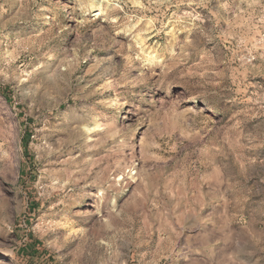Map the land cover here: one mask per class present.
I'll use <instances>...</instances> for the list:
<instances>
[{
    "label": "rangeland",
    "instance_id": "1",
    "mask_svg": "<svg viewBox=\"0 0 264 264\" xmlns=\"http://www.w3.org/2000/svg\"><path fill=\"white\" fill-rule=\"evenodd\" d=\"M0 264H264V0H0Z\"/></svg>",
    "mask_w": 264,
    "mask_h": 264
}]
</instances>
